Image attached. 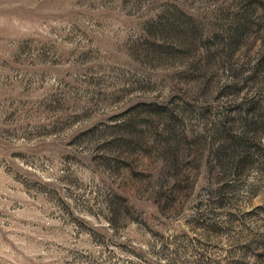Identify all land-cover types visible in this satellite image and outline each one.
I'll list each match as a JSON object with an SVG mask.
<instances>
[{"label": "rangeland", "instance_id": "1", "mask_svg": "<svg viewBox=\"0 0 264 264\" xmlns=\"http://www.w3.org/2000/svg\"><path fill=\"white\" fill-rule=\"evenodd\" d=\"M0 264H264V0H0Z\"/></svg>", "mask_w": 264, "mask_h": 264}]
</instances>
